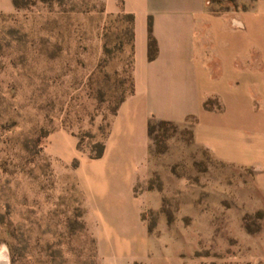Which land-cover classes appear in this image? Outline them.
Listing matches in <instances>:
<instances>
[{"label":"rangeland","instance_id":"1","mask_svg":"<svg viewBox=\"0 0 264 264\" xmlns=\"http://www.w3.org/2000/svg\"><path fill=\"white\" fill-rule=\"evenodd\" d=\"M17 1L0 0V264H106L113 250L85 218L79 156L54 150L52 137L73 135L85 156L105 142L131 90L130 21L104 0ZM207 1L230 16L251 2ZM191 122L157 126L149 139L147 174L135 185L147 256L133 264H264L254 171L192 145ZM135 255L131 245L120 262Z\"/></svg>","mask_w":264,"mask_h":264},{"label":"crops","instance_id":"2","mask_svg":"<svg viewBox=\"0 0 264 264\" xmlns=\"http://www.w3.org/2000/svg\"><path fill=\"white\" fill-rule=\"evenodd\" d=\"M109 12L133 15L132 92L112 115L103 154L82 155L65 131L53 149L79 156L74 169L84 194L86 220L106 264L135 245V262L147 256L148 230L141 217L137 181L147 174L151 117L178 125L192 120V145L217 161L252 169L264 194V0L217 15L207 0H104ZM157 55L148 58V19ZM217 99L216 106L205 107ZM66 149V150H65ZM110 247V248H109ZM131 264V263H130Z\"/></svg>","mask_w":264,"mask_h":264},{"label":"trees","instance_id":"3","mask_svg":"<svg viewBox=\"0 0 264 264\" xmlns=\"http://www.w3.org/2000/svg\"><path fill=\"white\" fill-rule=\"evenodd\" d=\"M12 1H13V4L16 7L20 6L17 0H12ZM125 14H126V17L129 19L130 24H131V51H132V33H133L132 32V23H133V15L130 14V13H125ZM147 46H148V58L150 60L154 59L156 57V55H157L158 49H157V40H156V38L154 37V35L152 33V19H151V17H149V19H148V43H147ZM130 92H132V82H131V90H130ZM123 98L120 100V102L123 100ZM210 106H211L210 105V100L206 101L205 102V107H209L210 108ZM216 108H219V106H216ZM116 109H117V107L113 110V114L116 112ZM157 126L160 127V128H172L173 130H176L178 128V124H176V123H174L172 121L162 120V119H157L155 117H151L148 120V123H147V130H148L149 139L152 137V134H154ZM189 131H190V138L192 139V131H191V129ZM158 136H160V135H158ZM95 146H96L95 147L96 149H95L94 153L90 154L89 157L97 158V157H100L103 154L104 143L96 144Z\"/></svg>","mask_w":264,"mask_h":264}]
</instances>
